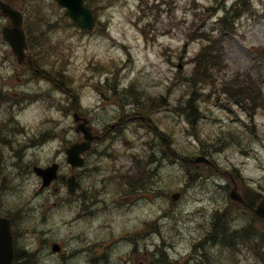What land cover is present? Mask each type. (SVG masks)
<instances>
[{"label": "clouds", "instance_id": "9594fccd", "mask_svg": "<svg viewBox=\"0 0 264 264\" xmlns=\"http://www.w3.org/2000/svg\"><path fill=\"white\" fill-rule=\"evenodd\" d=\"M105 2L93 0V6L103 7ZM52 4L53 0H44L45 12L51 19H59L63 10L52 7ZM249 11L253 14L264 13V0H251ZM5 12L0 9V25L9 24ZM100 14L108 15L107 11ZM30 19L35 34L38 32V21L34 15ZM77 19L80 23L86 22L84 16ZM61 25L65 44L75 48L79 56L76 61L78 72H84L87 59L95 57L97 61L107 63L120 56L118 49L110 47L109 37L99 27L81 38L82 34L73 27L70 19L65 18ZM17 28L13 17L8 31H0V69L5 79L12 72L20 71L12 55V46L16 47V55H20L21 50L16 36ZM5 35L12 41V46L9 40H5ZM163 75L153 71L151 77H147L138 72V87L147 92L162 91L167 80L155 89L147 85L163 79ZM96 79L102 81L101 76ZM79 83L84 86L83 91L91 92L94 81L89 82L87 76H82ZM16 87L22 94L51 91L43 80L25 83L23 77ZM92 95L94 102L89 104L61 99L58 93H53L55 98L42 95L33 104L22 105V112L15 109L9 113L28 129H47L50 132L49 136L35 140L34 146H28L18 164L0 168V230H6L9 222L13 224L16 246L25 252L31 264H123V259L118 258H126L136 241L121 240L120 237H128L139 231L144 220L156 219L162 212H168L172 217L169 222L188 216L194 222H199L196 220V210L201 205L208 206L209 196L220 208L230 205L229 196L241 198L242 194L252 197L259 195L264 200V126L258 140L238 125L229 126L237 131L238 139L225 154L210 156L218 170H209L213 181L209 188L197 190L196 187L208 176V172L193 184L189 180L191 173L175 165L157 168L156 164H146L136 173L137 180L128 181L120 178L117 169L121 164L132 166L131 161L110 159L107 153L116 156L119 153L139 152L141 159H146V151L139 146V140H136L137 147L125 148L123 137L113 140L110 135L108 125L123 114L118 107L121 101L106 102L97 93L92 92ZM133 110L131 102L124 107V112ZM77 115L86 119L77 120L74 118ZM125 135L129 136L127 130ZM178 135L183 136L182 131ZM28 137H33L31 131L22 137L24 144L31 145ZM200 137L209 139L203 131ZM188 141H191L190 145H187ZM183 142L190 152L198 151L199 145L191 135L184 137ZM241 150L245 154L232 160L231 154ZM54 164L59 166L58 170L53 169ZM233 167L239 169V175L233 171ZM49 172L54 176L51 184ZM84 193L88 195L87 200L82 197ZM175 194L179 196L174 199ZM241 223L237 222L232 227H238ZM189 235L193 239L198 238V231L184 232L183 247L186 251L191 243ZM42 238L60 243L61 251L53 253L50 244L39 243ZM97 242L108 244L107 248H102L103 255L93 247ZM202 255L207 264H229L222 242L206 247ZM8 259L0 251V264H8Z\"/></svg>", "mask_w": 264, "mask_h": 264}, {"label": "rangeland", "instance_id": "374dc122", "mask_svg": "<svg viewBox=\"0 0 264 264\" xmlns=\"http://www.w3.org/2000/svg\"><path fill=\"white\" fill-rule=\"evenodd\" d=\"M112 2L113 4H108L103 9L99 10V12H97V18L102 23H106V30H101V32L105 33L109 37L111 42L110 47L118 49L120 52V56L107 61V63L97 61L96 58L93 57L86 60V63L84 64V72H78L77 69L79 65H77L76 61L79 59V56H77L75 48H70L65 44L62 25L57 26V28L59 29L57 36H60L62 38V42L70 54L68 60L69 63L67 66L70 74L74 77L75 85L79 87L81 94L79 101L81 104H89L94 102L92 92L96 93L97 88L94 86V84L97 83L96 77L100 76L103 72L108 73L107 68L112 65H114V70L117 72L116 75L124 84L129 83L133 80L140 84V81L136 79V74L138 72L144 73L147 77H151L153 71H155L157 75L165 74L163 75V79L155 80L153 83L148 84L147 86L155 89L160 84H162L164 80H167L168 83L164 86L162 91H154L149 93H153L156 95H160L161 93H163L164 97H166V100L169 103L174 102L178 97L181 96L182 93L184 95H188V83L184 79H182V75L191 72L194 66V63L191 61V57L201 48L203 42L201 40L192 41L191 39H187V37H189V35H191L190 33H192L193 31L199 30L202 25H204L203 29H208L216 38L221 39L219 43L221 45V49H214V51H223V56H218L214 59L215 65L211 71V76L214 82L222 84L224 81L227 82L232 76L237 73H249L254 77L258 76L259 74L261 75V77H263L264 75V63L262 60L257 58L253 50V47L255 45L264 43V13L257 12L253 14L252 12H250L249 8L251 7V0H246L247 3L241 5L242 9L240 10L242 11V14L239 20H237L236 25L234 24V32L228 31L227 33H223V35H220L219 30L214 28V23L217 19V16L223 14L221 10H223L225 6L231 5L233 0H227L224 4L225 6L222 3L215 4V0L109 1V3ZM155 3H159V5L157 4V6ZM212 4L216 5L215 10L212 11V9L210 8L208 13H206V8L211 6ZM102 11H107L108 15H101L100 12ZM195 12L200 13V15L205 16V18L199 16L196 25L193 27H189V22L192 20V17L195 16ZM202 19H204V22H201ZM199 22H201L200 25H198ZM54 28L57 29L56 27ZM199 31H202V29H200ZM79 33L82 34L81 38H83L84 35H88L83 32ZM68 39L70 40L71 37H69ZM178 65H182V68L178 69ZM12 73L13 74H11L8 79H5L2 69H0V122H3L5 119H7V117L9 116V111L19 109L22 112V105H31L35 103L37 99L41 98L42 95H47L49 97H53V93H58L59 97H62L63 95L61 92H58L57 90L51 88V86L45 82L50 86L51 91H46L44 94L39 92H25L29 97H37V99L35 100H28V97L18 91L16 87L21 83V78L23 77L22 71L20 70L19 73ZM106 73L101 75L102 79L107 75ZM82 76H87L89 82L94 81V83H91V92L83 91L84 86L79 83V79ZM129 77H132V79H129ZM34 81L37 83L39 82L35 79ZM112 83L114 82L112 81ZM226 87L237 89L232 87L230 84H228ZM101 88L102 87L97 90V94H99L100 92H105V90H102ZM6 89H11L7 93L9 98L5 97L3 99L1 96L4 93L3 90L5 91ZM134 89L138 90V88ZM246 90H248V88H246ZM37 94L38 96H36ZM256 94L257 92H255L253 95ZM12 95L13 97H11ZM127 97L125 96V101L128 100ZM260 97H264V94H261ZM64 99H67V97H64ZM146 99L147 98H144L142 100L145 102ZM259 103L261 104V108L264 109V102ZM9 104H11V109H8L7 111L6 107L9 106ZM201 104L204 107H211V111L213 114H210V118L208 119H202L197 124L196 128H190L191 134L194 132L200 133L203 131L207 136L209 135L210 137L215 138L219 136L221 138L226 137L227 142H230V140H232L234 137L231 136L232 132L227 130L230 129L229 126L236 125L233 123V121L238 117V114L227 109L230 107V104L226 102L224 98L221 101L206 102ZM233 109L237 110L240 115L244 116L241 109L237 106ZM166 112L167 110H163L161 112L156 111V113L153 114V119L155 121L156 119H158V121H163L165 125H168L167 128L163 129L169 134L170 139L173 143L172 146L178 148L182 158V156L186 155L189 151L187 145L191 144V141H188L187 145H185V143L183 142V138L186 137V134H188V131L185 130V119L183 117H177L175 116V114L168 116L166 115ZM17 115H19V112H17ZM254 119L255 134L258 133L260 136L262 126H264V114L257 113L255 114ZM18 122L22 127L21 130L17 129ZM18 122L15 125L13 124V126L10 123L3 129L2 126L0 127V137L3 136V138H5V140H3L2 137L0 138V157L2 158V160H0V163L4 162L2 168L6 167L9 161L15 160V158L12 157L14 154L16 155V164L19 163V155L21 153L23 154L25 152V149L28 147H22L21 143H24L22 137H26L29 131L33 133V136L38 133L35 128L28 129L19 120ZM145 129L146 128H144V130ZM179 131H182L183 136L178 135ZM30 138L32 137H28L29 140H31ZM192 138L196 141V143L198 142L196 137ZM173 139L177 140L178 144H174L175 142ZM235 139L237 138L235 137ZM256 139L258 140L259 138ZM147 141H152L154 143V138H152L150 134L144 135L142 137V144L139 146L144 151L148 146L146 144ZM229 146L230 145L222 146L220 148L221 151L216 153L225 154ZM156 148L159 149L160 146L153 147L151 151H154L155 149L156 153L159 154ZM17 150L19 151L17 152ZM161 150L165 151L164 146H161L160 151ZM240 152L243 151L241 150ZM240 152L237 151L232 153V160H234L236 156L243 155ZM167 157H169V159L165 158V160L162 159V156L160 158L158 157L157 163H159L160 165L158 168L164 166L171 167L173 165L184 168V164L186 168V160L180 159L177 164V162H174L171 156L168 155ZM136 158H141V156L138 155L136 156ZM148 158L149 153L146 154V159H142V165L140 166V168L148 164L145 163ZM110 159L130 160L129 157L125 154H122L119 157L113 156L112 154L110 156ZM125 167V164H121L119 166V169L124 172ZM134 170L135 168L133 169V171ZM191 181L193 184H195V181ZM196 187L197 190H203L207 188L203 185H196ZM210 204H215V201L211 198V196L208 197V205ZM203 207L205 206L201 205V207L196 210V220H198L199 222H194L191 216H188L184 219L175 220V222H169L170 220H172V217L169 216L168 212H162L160 216L156 217V219L143 221V231L141 234H144L146 227H148L149 230L153 228L149 223H155L154 226H158L159 229H161L163 238L167 237L165 238L166 241H170H168L169 243H166L168 245L173 244L169 248H167V250L165 251L166 254L170 256L173 254L178 255L179 253L185 251L183 247L185 242L183 239L184 232L198 231L199 234V232L201 231L200 224L205 220V217L203 216ZM247 220L248 218L245 219L242 224H245ZM156 223H158L159 225H157ZM173 225H177V227L172 228ZM258 225L259 227L261 226V224ZM227 226L229 227L231 225L227 224ZM262 226L264 228V224H262ZM259 227L256 228L255 232L262 235V231ZM179 228L181 229L180 234L175 235V232H177ZM219 230L220 239L225 238V236L228 237L227 228H223L222 226H220ZM251 230L252 229L248 230L249 235H251L250 237L257 236V234H254ZM171 232L173 235L172 238L166 236ZM144 236L146 235L144 234ZM152 237V239L142 241L143 243L140 244L141 247H147L146 249L142 250L141 253L144 256L146 254L147 257L152 260L151 264H172L171 261L167 259L168 256L164 253V251H161L160 249V254L157 253L156 243L161 244V236L157 237L153 235ZM188 239L193 240L190 235ZM173 240H175L176 242L173 243ZM260 242L264 245V240ZM260 242L258 245L262 249ZM44 244H48V241L46 240ZM228 257L230 260L232 256L228 255ZM141 259V257L137 258V260ZM192 261L196 262L195 257L194 259H192ZM240 264H245V259H243Z\"/></svg>", "mask_w": 264, "mask_h": 264}, {"label": "trees", "instance_id": "16d2710c", "mask_svg": "<svg viewBox=\"0 0 264 264\" xmlns=\"http://www.w3.org/2000/svg\"><path fill=\"white\" fill-rule=\"evenodd\" d=\"M13 5H19L24 12V27L26 29L28 38H29V51L31 57L27 60L26 65L28 68V71L30 73V77L32 79H44L50 84H53L54 89H61L64 93L69 92L70 94L74 90L73 82L74 78L72 75H70V72L67 69L68 60L70 54L68 53L66 47L64 46L62 42V38L60 36H57V33L59 29L57 28V25L61 24V21H63L65 18L69 19L67 14L65 13L64 9H61L54 1L52 4V7L56 9L63 10V15L59 19H51V16L45 12L44 9V0H7ZM109 1L114 0H106L105 4L103 6H106L109 3ZM86 4L92 8L93 11H97L100 8H102L99 5L93 6V0H85ZM232 12V9L230 11H227L226 16H228L229 13ZM35 16L36 20L38 21V32L34 34L33 31V25L31 23V16ZM233 18V16H232ZM229 22V20H228ZM232 22V21H231ZM72 24L75 25V23L72 21ZM196 25V21L193 20L189 27H193ZM228 25V23L226 24ZM56 27L57 29H55ZM56 33V34H55ZM197 34V31L195 35ZM202 39L205 40L208 36L205 32H202L199 34ZM259 55H262L264 57V46H260L257 49ZM221 56L219 51H214L209 45H204L201 49V51L197 54V58L195 59L196 65L194 69L188 74L182 75V79H184L188 83V97L184 99V94L182 93L179 99L174 104V112L176 115H184L186 119L190 122L191 127L196 128L198 121L201 116L200 108H199V100L200 96H202V91L204 89L205 84L208 82H211L213 80L211 76V71L215 65V57ZM202 66V67H201ZM113 81H116V78H114ZM57 85L59 87H57ZM55 86V87H54ZM113 85L111 84V87ZM214 86V85H213ZM255 91H252L254 94L257 92L256 96L260 98V91L259 85H256ZM258 89V90H257ZM75 95V93H72ZM233 97H244L243 95H236L232 94ZM3 99L5 98L4 95H2ZM76 97V95H75ZM244 102H248L247 99L244 100ZM158 104V103H157ZM161 103H159L160 106ZM147 107H145V104H143L142 110H145ZM10 113V111H9ZM13 115H9L7 117L6 122H0V127L2 126V129L8 126V124L14 120ZM1 129V130H2ZM46 134V135H45ZM50 132L46 130H40L36 134L37 140L41 139L42 137L49 136ZM3 138V136H1ZM0 137V138H1ZM215 137H210L209 140L212 142L209 144V147H215L218 149L219 147H222L224 145H231L232 143L229 142H223L222 139L219 140H213ZM238 139V136H237ZM233 138L231 142H234L237 140ZM180 155V151L175 149V158H178ZM0 160L2 158L0 157ZM195 170L199 169V166L192 165ZM238 171V169H235ZM226 208H219L214 213H212V220L214 227L211 228V230H215V225L218 222L222 223L220 224L223 228H227L229 225H233V222H237V220H233L231 222H224L223 214L226 211ZM221 210V212H220ZM230 210V207H229ZM228 210V211H229ZM227 212V211H226ZM252 219H255L254 217ZM240 225H243L242 223ZM219 226V225H218ZM253 227V228H252ZM252 229L251 231L254 234H257V236L250 237L248 230ZM254 230V231H253ZM256 227L252 224H247L243 226L242 228L237 229L236 231H233L232 233H228V237L226 239L228 245L235 247L239 246L242 243H247L250 240L255 242L257 245L260 241L264 240V235H260L259 233L255 232ZM261 244V242H260ZM262 246V244H261ZM264 251V247L262 249ZM24 251L17 248L15 250V256L14 261L12 264H31L30 259L25 254ZM23 255L25 257H23ZM262 264H264V257L262 256Z\"/></svg>", "mask_w": 264, "mask_h": 264}, {"label": "bare ground", "instance_id": "6f19581e", "mask_svg": "<svg viewBox=\"0 0 264 264\" xmlns=\"http://www.w3.org/2000/svg\"><path fill=\"white\" fill-rule=\"evenodd\" d=\"M114 84H116V82L114 83ZM49 85H51V86H53V84H50L49 83ZM55 87V86H54ZM57 87H59L58 85H57ZM73 87H74V90L72 91V93H75V95H76V97H78L79 95H81L80 94V91H78V87H75L74 86V84H73ZM59 89H60V87H59ZM61 90V89H60ZM69 93V92H68ZM71 93V94H72ZM163 128H165V124L163 123V121H156L155 123H153L152 125H151V127H148L147 128V133H149L151 136H152V138H154V143L151 141V145L152 146H154V147H156L157 145H159V143H166V145L168 146V148H169V150H170V156L173 158V159H176L175 158V149H177L178 150V148H176L175 146L173 147L172 146V142H171V139H170V136H169V134L163 129ZM172 132V131H171ZM170 132V133H171ZM113 133L112 132H110V135H112ZM46 135V134H45ZM47 137V136H46ZM115 137V136H114ZM159 140V142L157 143V141ZM21 150V149H20ZM23 150V149H22ZM19 151V150H18ZM17 151V152H18ZM16 152V153H17ZM2 155V154H1ZM3 156V155H2ZM22 158V153L19 155V160ZM154 159H152V160H150V164H154ZM2 165H4V162H1L0 163V168H2ZM237 175H239V171H237V170H235L234 171ZM204 174H205V171H199L198 173H197V175L195 176V178L194 179H192L193 181H198V180H201V177L202 176H204ZM209 175H210V173L208 174V176L207 177H205V179H207L208 177H209ZM138 179V177L135 179V180H137ZM191 181V180H190ZM237 188H238V190L240 191V188H239V184H237ZM83 197V199L84 200H87L88 199V195H86V196H82ZM259 198V195H257V196H255V197H252V196H246V202H247V204L245 205V206H243V207H241L240 209H239V206H236V205H233V204H230V205H228V207L225 209L226 211L224 212V214H223V218H225L226 220H228L227 222H231V221H233V220H237V221H239V222H244V220L245 219H247L248 218V220H247V222H255V220H256V218L254 217V215H253V212H254V208H255V206H256V201H257V199ZM229 207H231V209L229 210ZM229 210V211H228ZM220 212H221V210H220ZM255 218V219H252V218ZM226 220H225V222H226ZM222 223V221L221 222H218L215 226V230H211L209 233H208V235L206 236V237H204L203 239H201L195 246H194V249H193V252H194V254H193V256L195 257V260H196V262L198 263V264H207V261H205L204 260V258H203V252H204V250H205V248L206 247H213V246H215V244L216 243H218V242H222L223 243V246H224V249H225V252L229 255L230 254V252H229V250L227 249L228 248V243H227V241H226V239H227V237L225 236V238H223V239H220V236H219V228H220V224ZM219 225V226H218ZM229 230V229H228ZM170 231H172V230H170ZM170 231H168V232H170ZM202 232L203 231H200L199 232V234L198 235H201L202 234ZM233 232V231H232ZM228 233V232H227ZM234 233V232H233ZM144 234L146 235V236H144ZM144 234H136L135 235V237H134V239H135V241H136V243L137 244H141L140 242L141 241H146V240H148V239H152L153 237V235H155V236H161V238H162V241H161V243H163L162 244V247L163 248H167L169 245L167 244V243H169L168 241H166V239L165 238H163V236H162V232H161V229H159V227H153L151 230H149L148 228H146V230L144 231ZM166 236H168L169 238H172L173 237V235H172V232L171 233H169L168 235H166ZM167 242V243H166ZM173 245V244H172ZM140 253V252H139ZM165 254H166V252H165ZM25 255V254H24ZM23 255V257H25ZM167 255V254H166ZM168 257L170 256V255H167ZM167 257V258H168ZM170 257H178V255H171ZM169 257V258H170ZM189 264H191V263H189Z\"/></svg>", "mask_w": 264, "mask_h": 264}, {"label": "water", "instance_id": "95a60500", "mask_svg": "<svg viewBox=\"0 0 264 264\" xmlns=\"http://www.w3.org/2000/svg\"><path fill=\"white\" fill-rule=\"evenodd\" d=\"M62 6L66 7V11L67 13L75 20L77 21L81 26L86 27V28H91L93 23H94V19L92 16V12L91 10L83 5V0H57ZM0 8L3 10H6V12L4 13L5 15H7V13H11L12 15L9 16V19L11 21V26H12V21H13V17L15 18L17 24H18V28L16 29V36L18 41L21 43V50H20V55H16V47L12 46V41L9 40L8 36L5 35V39L9 40V44L10 46H12V51L15 54L18 62L23 61L24 59V48L27 46L26 42H25V36L23 33V29H22V14L15 10L14 8L11 7L10 4L6 3V2H2L0 1ZM79 16H84L86 18V22L85 23H80L78 21V17ZM10 26V27H11ZM10 27H3L2 28V32H7L8 29ZM75 118H78L77 116H75ZM200 160H205L204 157L200 156L198 158H196V161H200ZM53 169L57 170V165H53ZM37 174H39L37 172ZM54 178L53 173L49 172V182ZM45 186V185H43ZM233 198H237L236 196H232ZM175 198V196H174ZM240 199V198H237ZM256 213L263 216L264 217V200H261V202L258 204V206L255 209ZM0 251H2L4 253L5 256L9 257L8 259V264L11 262L12 256H13V250H12V235L10 232V226L9 223L7 225V229L6 230H0Z\"/></svg>", "mask_w": 264, "mask_h": 264}, {"label": "flooded vegetation", "instance_id": "af4514ba", "mask_svg": "<svg viewBox=\"0 0 264 264\" xmlns=\"http://www.w3.org/2000/svg\"><path fill=\"white\" fill-rule=\"evenodd\" d=\"M134 117H136V115H133V116H131L130 118L131 119H134ZM120 122H117L116 124H119ZM207 226H208V223H206V226H204V230H206L207 229ZM206 231H208V230H206Z\"/></svg>", "mask_w": 264, "mask_h": 264}]
</instances>
